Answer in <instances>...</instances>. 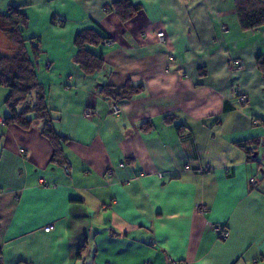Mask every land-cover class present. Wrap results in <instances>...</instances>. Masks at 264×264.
I'll return each instance as SVG.
<instances>
[{"label":"crops","instance_id":"1","mask_svg":"<svg viewBox=\"0 0 264 264\" xmlns=\"http://www.w3.org/2000/svg\"><path fill=\"white\" fill-rule=\"evenodd\" d=\"M112 1L0 0L21 6L42 50L35 72L68 162H51L39 122L0 112V264H264V25L242 29L234 0H130L141 9L125 22ZM94 26L113 44L85 74L74 37ZM125 84L141 90L100 91Z\"/></svg>","mask_w":264,"mask_h":264},{"label":"trees","instance_id":"2","mask_svg":"<svg viewBox=\"0 0 264 264\" xmlns=\"http://www.w3.org/2000/svg\"><path fill=\"white\" fill-rule=\"evenodd\" d=\"M141 4L130 0H113L106 11H113L121 22L131 19L139 10ZM234 12L240 27L244 30H253L264 25V0H234ZM27 27V18L21 11V6H8L0 12V31L4 32L12 44L11 55H0V86L7 89L4 104L8 110L3 118L6 125L14 124L22 129H28L39 122L41 134L52 146L51 162L58 165H67L62 144L67 140L53 127V118L45 100V87L38 81L34 61L41 55L38 41L26 39L24 30ZM104 38H110L99 27L86 28L74 37L77 49L73 62L85 74L98 71L103 59L94 48L102 46ZM26 42L29 47L26 48ZM256 62L264 73V57H257ZM141 90L140 86L125 84L118 88L104 85L100 91L112 99L129 98Z\"/></svg>","mask_w":264,"mask_h":264},{"label":"built area","instance_id":"3","mask_svg":"<svg viewBox=\"0 0 264 264\" xmlns=\"http://www.w3.org/2000/svg\"><path fill=\"white\" fill-rule=\"evenodd\" d=\"M58 21L61 22L60 20H58ZM222 31L226 32L227 31V27L222 26ZM156 36L159 39V41L163 40V33L161 31L157 32ZM112 44H113V39L112 38H104L103 41H102V45H105V46H109V45H112ZM231 65L233 67H235V68L240 69L242 67V62L239 59H234L232 61ZM231 90L233 91V93H239V89H238L237 86H231ZM238 100L243 105H246V103H247V98L245 97V95L240 94V93L238 94ZM120 112H121V108H120L119 103L113 102L110 105V113L113 114V115H118ZM94 114H97L96 111H94V109H92L89 106H87L84 109V111H83V115L86 118H90ZM209 168H210L209 164H203V165H201V166H199L197 168V172L201 173V172H204V171L208 170ZM158 176L161 177L160 174H158ZM249 182H250V184L254 185V184H257L258 179L253 177V178L249 179ZM201 210H204V207H201L200 211ZM50 228H51V226H46V227H44V230L47 231ZM212 230L218 235V237L220 239H226L229 236V230L224 228V227H220L218 225H212ZM1 260H2V256L0 254V262H1ZM167 260H168L169 264H183V263H181L179 261L174 260L171 257H168ZM19 264H29V263H19Z\"/></svg>","mask_w":264,"mask_h":264},{"label":"rangeland","instance_id":"4","mask_svg":"<svg viewBox=\"0 0 264 264\" xmlns=\"http://www.w3.org/2000/svg\"><path fill=\"white\" fill-rule=\"evenodd\" d=\"M10 46L12 47V44L9 41L8 36L4 32L0 31V55H11L13 51L10 50ZM4 91L7 92V89L3 86H0V112L7 110L6 105L2 103V97L5 94ZM34 123L38 122L35 121Z\"/></svg>","mask_w":264,"mask_h":264},{"label":"water","instance_id":"5","mask_svg":"<svg viewBox=\"0 0 264 264\" xmlns=\"http://www.w3.org/2000/svg\"><path fill=\"white\" fill-rule=\"evenodd\" d=\"M254 155V154H253Z\"/></svg>","mask_w":264,"mask_h":264}]
</instances>
